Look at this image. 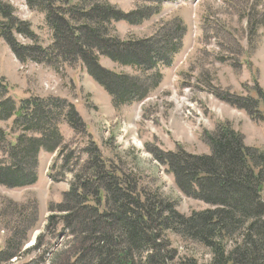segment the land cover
I'll use <instances>...</instances> for the list:
<instances>
[{"label":"trees","instance_id":"obj_1","mask_svg":"<svg viewBox=\"0 0 264 264\" xmlns=\"http://www.w3.org/2000/svg\"><path fill=\"white\" fill-rule=\"evenodd\" d=\"M5 1L0 0V38L20 64L82 63L112 98L116 110L142 102L158 88L159 67L172 64L181 45L178 36L185 31L177 21L155 41H122L114 35V23L138 26L158 14L166 0H134L142 5L128 14L107 0H25L31 11L44 16L51 32L52 44L42 48L36 41L31 43L35 39L31 25L18 19ZM257 25L264 22L251 19L249 31ZM17 37L29 44L19 43ZM101 57L131 67L138 75L106 70L99 65ZM252 91L254 96L231 100L226 93L220 99L264 127V92L256 86ZM9 93L1 78L0 186L22 189L37 181L40 151L52 154L58 150L59 156L65 152L59 131L62 123L76 133L83 126L75 108L65 100L30 96L17 104ZM204 138L208 155L152 149L155 160L173 176L178 191L207 206L189 215L180 214L176 203L157 190L140 192L138 179L103 160L95 145L87 149L89 157L84 161L72 153L63 157L61 169L77 172L61 203L50 206L52 215L45 232L61 226L68 240L62 250L49 252L50 246L43 245L44 233L37 237L34 250L44 248L41 254L49 255L46 264H197L178 257L166 238L171 233L206 249L211 257L208 264H264V150L247 147L242 135L229 126H220ZM71 162L73 167L68 169ZM13 230L0 252V264L18 259L28 240L26 231Z\"/></svg>","mask_w":264,"mask_h":264},{"label":"rangeland","instance_id":"obj_2","mask_svg":"<svg viewBox=\"0 0 264 264\" xmlns=\"http://www.w3.org/2000/svg\"><path fill=\"white\" fill-rule=\"evenodd\" d=\"M108 1L124 14L142 5L133 0ZM4 3L14 8L18 19L31 25L35 34L31 43L36 41L42 48L52 44L43 15L30 11L24 0ZM161 9L138 26H114L116 37L133 41L158 40L177 21L185 29L175 38L181 39V45L171 67L159 69L160 88L142 103L135 102L115 112L108 94L91 79L82 63L55 67L31 62L22 65L1 38L0 79L6 81L10 96L16 101L29 96H52L74 105L83 130L72 132L65 125L59 129L66 145L63 157L72 153L84 161L89 157L87 149L95 145L105 161L138 179L140 192L157 190L176 203L180 214L189 215L207 206L178 192L173 178L155 160L152 149L163 153L182 149L192 155H208L210 149L204 136L212 135L220 126H229L242 135L247 147L264 150L263 125L220 99L226 93L231 100L254 96L255 86L264 92V25L249 31L251 19L264 22V0H166ZM17 41L29 44L20 37ZM100 65L122 75L131 76L133 71L104 58ZM60 166L61 159L55 154L43 152L36 184L22 189L0 186V252L5 250L15 228L26 231L28 238L24 245L28 251L22 250L18 259L4 264H46L48 257L41 254L44 248L30 249L29 244L46 225L50 205L60 204L62 194L73 183L77 169L61 175ZM72 167L73 162L68 169ZM166 238L179 258L197 264L210 262V254L203 247L171 233ZM67 240V232L57 226L54 231L45 232L43 245L50 246L49 252H56L66 246Z\"/></svg>","mask_w":264,"mask_h":264},{"label":"bare ground","instance_id":"obj_3","mask_svg":"<svg viewBox=\"0 0 264 264\" xmlns=\"http://www.w3.org/2000/svg\"><path fill=\"white\" fill-rule=\"evenodd\" d=\"M135 145H136L138 148H140V145H139L138 143H135Z\"/></svg>","mask_w":264,"mask_h":264}]
</instances>
